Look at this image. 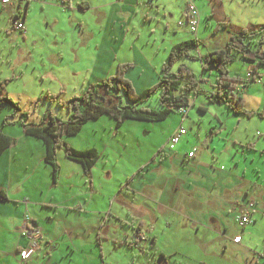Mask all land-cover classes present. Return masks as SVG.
<instances>
[{"label":"crops","instance_id":"0c3cea01","mask_svg":"<svg viewBox=\"0 0 264 264\" xmlns=\"http://www.w3.org/2000/svg\"><path fill=\"white\" fill-rule=\"evenodd\" d=\"M190 1L199 12L195 37L187 23L188 0H13L0 7L13 31L17 32L14 21L23 22L25 33L19 35L24 41L31 37L30 12L39 6L47 24L63 30L48 36L49 69L58 74L45 77L50 82L57 80L61 89L80 87V93H74L80 95L83 88L113 76L118 65H131L126 78L136 92L143 91L158 81L169 51L181 42L196 39L198 57L222 49L225 45L215 49L216 45L201 43L198 31L202 21L204 28L211 27V38L221 32L219 38H225V44L241 30L264 25L255 24L248 15L246 7L251 0ZM85 13L90 15L83 18ZM155 17H180L178 31L168 35L166 25L161 46H154L156 40L150 43L149 37L140 32L133 36L137 22ZM68 19L76 23L77 33L67 29ZM94 23L96 31H83V27L89 30L87 24ZM8 36L18 38L10 33ZM33 40L35 44L37 39ZM91 43L90 50L77 47ZM246 64V75L253 71L263 76L259 67L255 70L253 64ZM81 69L89 72L88 83L73 84L70 73ZM203 76L201 81H205ZM7 79L10 81L5 90L14 78L0 74V81ZM49 87L45 88V99L47 95H63L61 90ZM203 87L205 84L198 87L197 95H204ZM216 88L217 84L214 92ZM239 96L246 109L264 110L262 98L244 93ZM247 100L253 106H248ZM49 104L44 112L55 116L63 113L57 112L58 105ZM197 108L206 110L201 105ZM10 113L9 109L4 114L0 111L1 128ZM174 113L177 116L171 113L164 121L146 122L151 126L144 121L126 120L117 128L108 116L89 121L79 132L91 131L84 145L69 143L77 150L95 149L98 160L85 176L79 163L58 151L55 182L51 167L44 161L45 146L40 139L25 135L17 125L2 130L13 142L0 154V190L5 193L0 199V264H264V132L261 129L244 135L237 127L219 122V128L200 136L188 131L190 113L184 119ZM155 123L159 129L154 128ZM179 126L186 134L171 149L168 139ZM120 135L123 142L117 144L115 137ZM124 151L131 152L126 154L130 158L127 163ZM120 159L129 174L120 170V178H115V162ZM115 179L117 185L112 183ZM245 210L251 223L240 227L235 219ZM26 217V224L38 228L42 239L39 253L21 262L17 253L27 242L20 232ZM141 235L145 239L141 240ZM236 237L239 241L234 240Z\"/></svg>","mask_w":264,"mask_h":264},{"label":"trees","instance_id":"16d2710c","mask_svg":"<svg viewBox=\"0 0 264 264\" xmlns=\"http://www.w3.org/2000/svg\"><path fill=\"white\" fill-rule=\"evenodd\" d=\"M197 43L194 39L173 46L160 69L158 81L141 92H136L126 78V72L131 65H118L113 76L95 86L85 88L80 95L72 96L66 102L57 101L59 107L63 106L69 112V117L65 121L46 111L39 122L25 123L28 116L22 112L20 126L25 135L36 137L43 142L44 161L51 167L53 182L59 173L57 160L59 149L67 159L79 163L85 176H89L99 153L95 149L77 150L62 140L64 136L77 135L89 121L108 116L115 121L117 128L126 120L154 123L164 121L181 107L190 106L191 96L197 95L195 76L184 64L178 65L176 71L173 69L182 58H193L189 50L195 49ZM235 57L244 63L253 64L255 70L264 67V25L252 30H241L238 35L231 37L222 49L198 58L202 71L213 70L218 74L217 88L212 94V101L224 104L233 114L257 115L262 118L264 110L248 111L239 94L232 92L235 84L242 82L239 77L229 76L227 69L235 61ZM9 81L10 79L0 81V108L9 104L15 110H19L5 92V86ZM153 95L156 96L160 109L142 107L141 105L147 103ZM55 97L47 95L46 98L53 102ZM4 124L8 122L5 120ZM12 142L10 136L0 131V154ZM4 198L5 193L0 190V199Z\"/></svg>","mask_w":264,"mask_h":264},{"label":"rangeland","instance_id":"374dc122","mask_svg":"<svg viewBox=\"0 0 264 264\" xmlns=\"http://www.w3.org/2000/svg\"><path fill=\"white\" fill-rule=\"evenodd\" d=\"M139 1V0H138ZM146 1V0H145ZM140 2V1H139ZM39 3V2H38ZM249 13L248 15L252 17V20L255 24H264V0H251L247 2ZM175 8V6H174ZM2 8L0 7V74L2 76H8L9 78L13 77L14 81L11 82L6 87V93L13 102L16 103V105L19 107V110H15L13 107H11L9 104H5L2 106L1 114L5 113L6 109H9L10 116L6 120L8 124L5 125L4 129L1 128L0 123V131L2 130L9 131L10 125H17L16 128L21 127L19 120L23 119V116H18V113L20 112V108L23 110V112H26L27 119L25 123H31L33 122H39V119L42 117V113L46 110V108L52 103L51 105L53 107L57 106V101L60 102H66L69 98L72 96H75L74 93H80L81 88L80 87H64V89H61V87L58 86L57 80L50 82L47 77H45L46 74L56 76L58 73L53 72L49 69V61L47 58L50 47V36L52 33H62V29L60 27L52 28L50 24H47L44 16L42 15L40 11V6L36 9H34L32 12H30V15L28 17V21L31 25V37H28L26 41L23 40L22 36L19 35V31H13L10 28L9 18L4 16V13L1 14ZM87 15H90V13H85L84 17H87ZM92 15V14H91ZM237 14L234 15V18ZM72 18V17H71ZM93 19L94 16H92ZM76 23L78 18L75 17ZM74 20V21H75ZM180 20V17H174V19L170 20L168 17H155L154 19H151L149 22H137L136 30L133 31V36L137 32L142 33L146 37H149L150 43L153 42V40H156L154 43V46L158 44V46L163 45L162 38H165L166 35V25H168V35L171 34L173 30L178 31V22ZM68 25L67 29L70 30V32L74 31L77 33L78 28L76 26L75 22H72V19H68ZM89 30H84V27L82 28L84 32H93L96 31V25L91 24L88 25ZM126 30V29H125ZM27 31V30H26ZM66 31V29L64 30ZM211 27L210 28H204V22L202 21V24L200 26V29L198 31V35L201 36V43L207 44L210 46H215V49H219L225 45L226 39L219 38V35L216 36V38H211L210 35ZM8 33L16 35L18 38L13 39L8 36ZM129 35H132L131 30L128 31ZM99 34V31H98ZM33 39H37V42L34 44ZM70 41V40H69ZM70 43V42H68ZM71 44H68V46ZM78 49H84V50H90L92 48V43L86 47V46H77ZM202 49V48H201ZM190 55L193 58L184 57L182 58L175 66L174 71H176V68L180 64H184L187 66L191 72L194 74L195 79L197 81V85L200 88V86H203L205 84V87H203L204 95L198 94L194 97V95L191 96V102L189 109H187V112L190 113L191 119L190 123H195V126L190 124V129L188 131L192 130L194 133L196 132L200 136H204L206 133H209V131L212 128H219L220 123H224V126H227L229 128H232V126L237 127L238 130L241 131L244 135L248 132L250 135L256 132L257 130H261L264 132V119H260L257 115L252 116H246L241 114L234 115L224 104H216L215 101H212V95L211 92H214V87L217 84V78L218 74L213 71H202L198 52L196 49H190L189 50ZM3 64H9L10 67H12V73L10 72L9 66H3ZM12 65V66H11ZM246 66L247 64L243 61L239 60L237 57H235V61L230 64L227 69L229 72V76L232 77H241L242 79L246 76ZM260 72H262L263 76L260 77V82L256 83L255 81L249 83L246 85L241 91L237 92L236 95H241L244 93L245 95H254L257 98H262L264 100V67H259ZM117 70V68H116ZM127 73V72H126ZM73 77V84H83L85 85L88 83L89 78V72H86L84 70H80L79 72H72L70 73ZM203 74L204 80L201 81L200 75ZM43 78V79H42ZM52 78V77H51ZM50 86V90H61V93L63 95L59 97L58 95H54L55 101L51 102L48 98L45 99L46 90L45 88L47 86ZM84 85V86H85ZM210 86H213L212 88H209ZM59 88V89H57ZM198 88V90H199ZM202 88V87H201ZM84 90V88H83ZM201 90L199 92H201ZM207 90H210L208 98L205 96V92H208ZM60 92V91H59ZM59 93V94H61ZM71 94V95H70ZM50 96V95H49ZM194 97V98H193ZM193 99L195 100L193 102ZM193 102V104H192ZM248 106H253V102L250 100H247ZM255 104V103H254ZM198 105L204 106L206 108L205 111H201L197 108ZM142 107L147 106L150 108L160 109L157 103L156 96H151L149 101L147 103H144L141 105ZM11 107V109L9 108ZM52 107V108H53ZM55 109V108H53ZM63 110V111H61ZM248 111H252L250 109H247ZM63 112L57 115L58 118L61 120H67L69 117V112L67 108H63V106L59 107L57 109V112ZM56 112V113H57ZM256 112V111H255ZM14 115V116H12ZM63 117H59V116ZM173 117L177 116V113H173ZM179 115V114H178ZM12 116V117H11ZM264 118V117H262ZM219 119V121L217 120ZM240 122L238 123V121ZM145 125L151 126L150 123H144ZM154 125V124H153ZM185 125H187L185 123ZM8 126V127H6ZM155 129H159L157 126V123L154 125ZM159 131V130H158ZM91 133L86 131L78 134V136H68L69 138H64L67 136H64L62 138L63 141H65L68 145L73 144L75 146H82L85 143L86 137H88V134ZM67 139V141L65 140ZM105 140H108L107 136L104 137ZM118 142L117 144H121L123 142V137L116 136L115 137ZM38 141V140H36ZM70 142V143H69ZM40 143V141H38ZM62 151V150H58ZM57 151V152H58ZM124 156L126 154H130L131 152H122ZM129 156L125 157L124 162H128ZM134 159V158H132ZM134 163H138L140 160L139 158L134 159ZM116 165V171L118 174L115 176V178L118 176L120 178V170L123 171V174L128 172L129 169L124 166L123 159H120L119 161L115 162ZM125 167V168H124ZM112 183H115V185L118 184V181L115 179V181H112ZM116 256L118 255L116 252L114 253Z\"/></svg>","mask_w":264,"mask_h":264},{"label":"built area","instance_id":"2783aa9c","mask_svg":"<svg viewBox=\"0 0 264 264\" xmlns=\"http://www.w3.org/2000/svg\"><path fill=\"white\" fill-rule=\"evenodd\" d=\"M12 1L13 0H0V6L2 7L7 6ZM20 1L43 2L44 0H20ZM139 1H145V0H139ZM147 3L150 4V1H147ZM186 17H187V23H188L190 33L195 37L197 30H198V26H199V12L195 4L190 0H188L187 2ZM13 27L15 30L19 31L20 33H23V34L25 33V27H24L23 22L14 21ZM256 74L257 73L253 71L248 72L246 75L247 79L245 81L235 84L234 86L235 88L232 92L237 94V92L241 91V89H243L250 82L255 81L256 83H259L261 78ZM195 91L196 92L198 91V85L195 88ZM187 109H189V106L181 107L178 109L177 112L181 115L182 119H184V117L186 116ZM185 134H186V130L182 126H179L168 139L169 148L172 149L178 143L180 138L184 136ZM188 156L192 157L193 153H189ZM27 220H29L28 217L25 218V222L23 225H21V228H20L21 236L24 237L27 241L24 246L20 247L17 253L18 258L21 262H28L37 253H39L41 239H42V233L40 232V230L38 228H35L34 226H28L26 224ZM235 220L240 227H245L246 225L251 223L250 215L247 210L243 211L240 215H238ZM140 239L141 240L145 239V236L141 235ZM234 240L239 241V237L234 238Z\"/></svg>","mask_w":264,"mask_h":264}]
</instances>
